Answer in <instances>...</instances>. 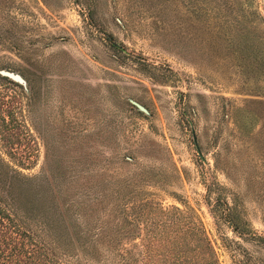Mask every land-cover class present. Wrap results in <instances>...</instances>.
I'll return each instance as SVG.
<instances>
[{
  "label": "rangeland",
  "instance_id": "rangeland-1",
  "mask_svg": "<svg viewBox=\"0 0 264 264\" xmlns=\"http://www.w3.org/2000/svg\"><path fill=\"white\" fill-rule=\"evenodd\" d=\"M0 97L24 175L176 206L218 264H264V0H0Z\"/></svg>",
  "mask_w": 264,
  "mask_h": 264
},
{
  "label": "trees",
  "instance_id": "trees-1",
  "mask_svg": "<svg viewBox=\"0 0 264 264\" xmlns=\"http://www.w3.org/2000/svg\"><path fill=\"white\" fill-rule=\"evenodd\" d=\"M12 114L7 99L0 97V135L15 133ZM254 118L239 112L235 124L251 131L257 126ZM6 152L28 164L15 147ZM45 169L43 178L24 175L0 151V264H218L201 227L193 221L178 223L184 216L180 208L150 209L145 196L126 208L125 193L109 195L111 205H99L104 195L75 185L78 179L88 185L87 176L63 178L46 161ZM153 211L159 216L170 211L173 218L140 226L139 218ZM224 215L236 227L231 210Z\"/></svg>",
  "mask_w": 264,
  "mask_h": 264
},
{
  "label": "water",
  "instance_id": "water-1",
  "mask_svg": "<svg viewBox=\"0 0 264 264\" xmlns=\"http://www.w3.org/2000/svg\"><path fill=\"white\" fill-rule=\"evenodd\" d=\"M2 74H5V75H12L10 74L8 71L6 70H1ZM138 107H141L138 103L134 102Z\"/></svg>",
  "mask_w": 264,
  "mask_h": 264
}]
</instances>
